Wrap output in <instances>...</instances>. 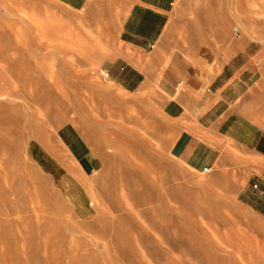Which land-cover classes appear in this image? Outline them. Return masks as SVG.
Here are the masks:
<instances>
[{"label":"rangeland","instance_id":"374dc122","mask_svg":"<svg viewBox=\"0 0 264 264\" xmlns=\"http://www.w3.org/2000/svg\"><path fill=\"white\" fill-rule=\"evenodd\" d=\"M132 31L149 77L126 93L104 60ZM173 59L203 90L228 63L222 118L264 122V0H0V264H264L258 163L188 128Z\"/></svg>","mask_w":264,"mask_h":264},{"label":"crops","instance_id":"0c3cea01","mask_svg":"<svg viewBox=\"0 0 264 264\" xmlns=\"http://www.w3.org/2000/svg\"><path fill=\"white\" fill-rule=\"evenodd\" d=\"M132 32L130 39L122 40L123 45L132 54L130 53V56L128 54L126 56L118 55L114 59L104 60V65H106L104 70L110 73L112 84L126 93L141 91L146 86L149 77L145 70L146 61H148V58L145 57L146 50L144 45L146 36L139 31ZM227 65L228 63L222 64L221 68L216 71L214 70V64H205L204 75L201 76L204 84L207 83L205 90H203V87L206 85L201 88L197 85L200 79L197 61L193 59H173L172 61L170 60L167 67L170 68L168 72L171 84L175 82L176 88H184L187 92L195 93L197 102L194 108L190 109V116L186 119L190 130L197 131L203 128V125H206L205 128L207 130L224 131L226 134L230 132L233 138L242 142L241 145L245 142L244 144L248 146L250 157L258 163L257 175L260 180L259 184L262 194L259 197L260 202L255 206V212L258 217L264 220V122H241L242 120L240 121L238 118H222L224 115H222L220 109L224 107H221L220 98L223 94L224 85L239 72L233 71L234 75H229L228 72L230 73L231 69H226ZM115 71H117V74L113 75ZM165 73L164 76L167 79V71ZM223 76L226 79H223ZM216 81H220V87L213 92L208 88L210 84ZM160 86L167 91L166 81L164 85L160 84ZM66 129L75 130L72 125L60 127V130ZM59 138L61 139L60 136Z\"/></svg>","mask_w":264,"mask_h":264},{"label":"bare ground","instance_id":"6f19581e","mask_svg":"<svg viewBox=\"0 0 264 264\" xmlns=\"http://www.w3.org/2000/svg\"><path fill=\"white\" fill-rule=\"evenodd\" d=\"M235 12V11H234ZM0 98H3L4 99V97H0ZM75 168V167H74ZM72 173V172H71Z\"/></svg>","mask_w":264,"mask_h":264}]
</instances>
